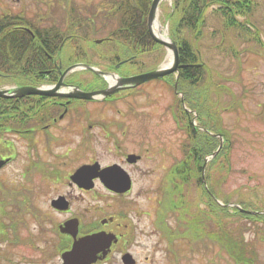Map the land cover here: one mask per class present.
<instances>
[{
  "label": "rangeland",
  "instance_id": "rangeland-1",
  "mask_svg": "<svg viewBox=\"0 0 264 264\" xmlns=\"http://www.w3.org/2000/svg\"><path fill=\"white\" fill-rule=\"evenodd\" d=\"M257 1L255 10L249 15V19L259 29L262 45L254 43L252 39L244 41L232 38V35L227 34L228 38L224 39V43L230 41L238 52L236 54H232L230 50L225 52V46L222 52H218V49L211 44L212 40L216 38H212L205 32L198 39L196 47L200 61L207 68L206 82L211 84V97L208 98V102L205 101V104L211 115L210 123L213 121V126L217 130L212 134H225L233 142L229 152L230 171L228 173L225 169L213 171V178L218 179L217 201L222 203L223 198H229L231 203L241 201L252 207V210L264 212V117H257L264 115V0ZM100 2L101 0H0V15L14 13L17 16L32 19V22L40 27L46 23L54 24L60 29L67 28V39L65 37L64 45L65 39L61 42L62 47L56 56L58 59L56 64L69 68L72 66V62L78 60L68 57L75 41L77 45L84 47L88 51H86L87 54L94 59H97L100 51L107 54L115 51L116 42L110 40V36L105 33L109 30L108 26L110 27L113 23L103 21L102 15H100V10H103L99 6ZM171 2L172 0H160L156 10V18L160 21L162 31L166 32L169 38H172L169 31V20L173 24L178 15L170 16L168 14ZM72 3L82 12L84 10L88 13L94 11L92 18L95 22H104V29L92 37L95 43L91 40H79L78 42L77 35L80 36L78 30L67 27L71 15L69 14V5ZM97 14L98 16H96ZM205 14L207 15L206 20L208 19L207 27L217 25L216 14L207 11ZM164 19L165 21H163ZM71 36L74 37L71 39ZM101 38L109 39L103 42L95 41V39ZM225 45L227 46V43ZM167 51L165 46L159 44L151 51L138 56L139 65L137 67L138 63L128 61L124 62L122 67L131 68V70L133 68V71L161 67ZM66 59H68L67 62ZM80 70L77 73L81 75V78L86 81L90 80L92 69L81 68ZM19 72H17L18 75L23 76ZM170 73L168 74L175 77V71ZM69 75H71L70 71ZM166 78L168 75L162 80H157L159 78L149 79L135 86L134 90L123 89L119 94H124L125 98L123 101H119L120 99L115 101L114 106L105 104L114 102H103V105H99L95 100L84 102L82 105L84 111L80 110V106H76L72 113L84 112L87 115L82 114L81 133H75L68 128L66 143L62 147L66 151L59 148L62 153H65L63 156L65 167L69 170L70 167L75 166L77 162L74 159L80 156L82 161L91 158H96L100 163L113 161L115 159V151L112 149L113 138L105 135L102 125H110V122L106 120L111 118L122 119L123 116L119 110H125L124 112L130 115V119L126 120L129 122L128 129H131V133L126 137L121 136L126 140L122 151L132 150L134 148L132 142L136 143L133 140L138 136L145 142L143 152L146 159L142 160L139 165L147 171L145 176L136 182L130 194L137 199L136 204H139L140 208L145 211L135 222L137 231L141 230L142 232L135 244L131 246L138 261L137 264H237L218 243L210 242L205 246L204 243L193 242L191 239L188 242L185 240L186 238H177L168 244L167 238L162 236L163 231L158 222V210L160 212L161 201L165 195L164 176L168 166L181 156V143L186 137V132L182 128H178L174 118L172 105H175V95L171 85L166 84ZM91 81L97 82L95 79ZM103 81L107 83V79H102ZM217 82H220L224 87L216 86ZM126 92L129 93L125 94ZM178 93H176V97L184 99V92L178 91ZM241 93H243V97L240 96ZM97 101L99 100L97 99ZM186 103L183 105L184 108L190 110V106ZM133 115L140 116H137L136 119ZM67 118H72V116ZM87 123L92 124V127L89 128ZM121 138L119 137V140ZM75 145L78 148H75ZM21 155L24 157L23 154ZM9 163L7 168L0 171V177L3 179L7 178L6 175L11 174L12 171L22 168L20 157L16 156ZM202 175L204 177L205 173L202 172ZM16 179H22L20 173ZM187 194V211L196 217L203 216L200 213V209L203 208L201 206H204L203 200L200 198L197 187L191 184ZM97 199L95 202L99 204L108 201L104 199V196H98ZM91 200L89 197H84L83 206L89 204ZM172 215L168 214L167 223L175 225L176 222H180L183 224L182 220L178 218L179 213L176 212L173 215L174 220L171 219ZM209 222L211 221L206 222L208 230L211 226ZM234 222V224H230V227L237 230L238 234H243L253 247L254 264H264V220L253 224L238 218V221ZM160 234L161 236H159ZM118 256L119 254L115 253V264H120Z\"/></svg>",
  "mask_w": 264,
  "mask_h": 264
},
{
  "label": "flooded vegetation",
  "instance_id": "flooded-vegetation-1",
  "mask_svg": "<svg viewBox=\"0 0 264 264\" xmlns=\"http://www.w3.org/2000/svg\"><path fill=\"white\" fill-rule=\"evenodd\" d=\"M4 15H8V19ZM0 19L14 21L28 30L32 38L25 39L27 44L38 47L42 52V56L32 57L31 63L24 67L13 65V71L2 65L4 61L0 62L3 67H0V90L6 93L5 96L0 95V171L7 168L16 156L22 162V168L7 174L5 179L0 177V264H115V253L119 254L120 264H137L131 246L142 232L137 231L135 222L145 211L130 194L136 182L145 176L147 169L139 165L146 159L143 152L145 142L140 136L133 140L136 143L129 141L134 144L132 150L122 151L126 140L121 136L126 137L131 133L126 120L130 119L129 113L120 109L122 119L111 118L106 120L110 125H102L105 135L113 138V161L100 163L96 158L82 161L80 156L74 159L77 164L67 170L63 160L65 153L59 150H65L62 147L66 143L69 129L75 133L82 132V114H87L72 113L76 106L84 111L82 105L90 100H95L99 105L114 102L105 103L114 106L115 101H123L125 98L124 94H119L123 89L135 88H120L104 98L68 96L66 93L73 90V87L96 90L107 86L106 82H102L106 78L99 72L92 70V77L87 81L77 73L84 68L78 63L90 60L88 51L82 47L81 52H85L87 58L81 59L71 50L68 57L78 60L72 62L69 68L64 67L56 64V56L62 47V40L65 37L67 39L65 29L59 28L61 41L51 54L48 52L50 37L43 38V42L40 38L41 35H47L51 24L45 23L40 27L32 19L14 13L1 14ZM31 27L40 29L41 34L38 32L37 35ZM74 45L80 46L76 41ZM100 70L119 77L139 73L123 68L122 65ZM18 71L23 76H19ZM69 71L71 75L68 76ZM93 79L97 82L91 81ZM23 86L53 90L55 93L16 95L18 88ZM174 89L178 93L177 83ZM192 112L197 117V113ZM70 115L72 118H67ZM137 116L140 115H133L136 119ZM87 125L92 127V124ZM75 148L78 146L75 145ZM94 161L100 164L96 171L114 165V179L126 182L128 179L130 187L127 190L111 189L100 176L93 178L92 186L85 187L71 177L80 165ZM19 173L21 180L16 179ZM98 187L103 190L100 191ZM98 196H104L108 201L99 204L95 202ZM84 197L92 200L83 206ZM91 235L92 238L87 239L85 246L80 244L83 237ZM98 237L103 238L101 245L95 242ZM126 253L130 254L128 261L124 259Z\"/></svg>",
  "mask_w": 264,
  "mask_h": 264
},
{
  "label": "trees",
  "instance_id": "trees-1",
  "mask_svg": "<svg viewBox=\"0 0 264 264\" xmlns=\"http://www.w3.org/2000/svg\"><path fill=\"white\" fill-rule=\"evenodd\" d=\"M257 3V0H172L171 9L168 12L170 16L178 14L173 24L169 20V31L177 43L179 60L186 65L179 68L176 83L178 90L184 92V101L191 110L185 109L181 98L176 97L175 77L171 76V73L168 74L166 84L171 85L175 95V105H172L174 118L178 128L186 132V137L181 143V156L168 166L164 176L165 195L161 201L160 212L158 210V222L168 244L177 238H186L188 242L191 239L193 242L204 243L205 246L210 242L218 243L237 264H254L255 252L244 235L238 234L237 230L230 227V224H234L238 218L253 224L257 221L261 222L264 220L261 219L264 217V212L244 211L242 209L252 210V207L241 201L231 203L229 198H223L222 203L217 201L218 179L213 178V171L222 169H225L227 173L230 171L229 152L233 142L224 134L223 144L206 162V157L218 148L219 137L212 134L217 130L213 126L214 122L210 123L211 115L205 104V101L208 102V98L211 97V84L206 82L207 68L200 61L196 43L207 32L212 38H216L211 44L218 49V52H222L224 46L225 52L227 50H230L232 54L238 52L230 41L225 42L227 46L225 45L224 39L228 38L227 34L244 41L252 39L254 43L262 45L259 29L249 19ZM150 4L151 0H101L99 6L103 9L100 10L103 21L113 23L110 27L107 25L109 30L105 33L110 36V40L116 42V45L115 51L111 54L100 51L97 62L94 63L113 69L118 60L127 58V61L135 63L140 54L159 46L160 43L153 40L147 26ZM78 9L73 3L69 5L71 15L67 27L78 30V34L80 33V36L77 35L78 40H91L95 43L92 37L99 34L105 24L93 20L94 11L88 13V11L82 12ZM206 11L217 15V25L207 27ZM6 16L8 19V15ZM6 16L4 15L5 18ZM7 19H0V62L4 61L2 65L10 67L8 70L13 71V65L24 67L31 63L32 57L42 56V52L38 47L27 44L25 39L32 38L28 35V30H24L21 25ZM31 29H34L37 35L38 32L41 34L40 29L36 27H31ZM65 30L67 32V28ZM46 34L45 37L41 35L40 38L43 42V38L50 37L48 38L50 45L48 52L52 54L61 41L60 30L51 24ZM108 39L101 38L100 42ZM73 47H75L74 44ZM77 55L87 58L85 52L79 51ZM13 58L17 60H12ZM157 80H162V78ZM216 86L224 87L220 82H217ZM240 96L243 97V93ZM192 111L197 113L196 123H193L195 115ZM257 117H264V115ZM202 172L205 173L204 177ZM191 184L197 187L200 198L203 200L204 206L200 209L203 215L201 217H196L187 211V192ZM176 212L179 213L178 218L183 224L180 222H176L175 225L167 223L168 214L174 215ZM173 215L171 219L174 220ZM207 221H211L209 222L211 223L210 230L206 228ZM204 239L209 241H198Z\"/></svg>",
  "mask_w": 264,
  "mask_h": 264
},
{
  "label": "water",
  "instance_id": "water-1",
  "mask_svg": "<svg viewBox=\"0 0 264 264\" xmlns=\"http://www.w3.org/2000/svg\"><path fill=\"white\" fill-rule=\"evenodd\" d=\"M159 2H160V0H151V4H150L148 14H147V26H148V30H149L151 37L156 42L163 44L167 49L172 50V52H173V63L170 66H161V67H157V68H154V69H151L148 71H144V72H141L138 74H133V75L126 76V77L125 76L119 77V76L114 74L115 75V82H113V83L108 82L107 86L102 88V89L84 91V90H81L77 87H73V90H70L66 93L68 96H75V97L87 98V99L103 98L107 95H110V94L116 92L120 88L135 86V85L142 83L146 80H149L152 78H157V77H162L165 74H168V73L173 72V71H177L179 67L186 65L184 63L179 62L178 47H177L176 41L172 38H169V40L163 39L162 37L157 36L153 32L152 26H153L154 20L156 19V10H157V6H158ZM86 66L95 70V68H93L90 65H86ZM174 86L176 87V83ZM37 92L38 93H55L53 90H43V89H39L36 87L23 86L21 88H18L16 95L20 96V95H24V94L37 93ZM0 95L5 96L6 95L5 91L0 90ZM215 135L219 136V138H220L218 148L212 154L208 155L206 157V160H208V158L215 155L216 152L218 151L219 147L223 143L222 134L217 133ZM99 165L100 164L98 161H94L91 164H82L73 172L71 177L74 178L80 185L85 186V187L92 186L93 178L95 176H100L103 183L111 189L127 190L130 187V183L128 182V179H127V182L125 180L117 181L114 179V177H113V175H114L113 166L114 165H109V166L103 167L102 169H100V171H96V169L99 167ZM242 210L250 212V213L263 212V211L246 210V209H242ZM89 238H92V235L90 237H88V236H85V238L83 237L80 244L85 246V242ZM102 241H103L102 237H98L97 239H95V242L99 243L100 245H101ZM129 257H130L129 253H126L124 255V259L126 261H128Z\"/></svg>",
  "mask_w": 264,
  "mask_h": 264
},
{
  "label": "bare ground",
  "instance_id": "bare-ground-1",
  "mask_svg": "<svg viewBox=\"0 0 264 264\" xmlns=\"http://www.w3.org/2000/svg\"><path fill=\"white\" fill-rule=\"evenodd\" d=\"M152 29H153V32L159 36V37H162L163 39H166V40H169V37L168 35L166 34V32L162 31V28H161V24H160V21L156 18L154 20V23H153V26H152ZM173 61V52L171 49H168L167 51V55H166V58L165 60L163 61L162 65L163 66H168L172 63ZM106 76H107V79L110 81V82H113L115 81V77L112 75V74H107L106 73ZM93 90V89H91Z\"/></svg>",
  "mask_w": 264,
  "mask_h": 264
}]
</instances>
